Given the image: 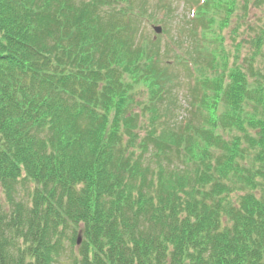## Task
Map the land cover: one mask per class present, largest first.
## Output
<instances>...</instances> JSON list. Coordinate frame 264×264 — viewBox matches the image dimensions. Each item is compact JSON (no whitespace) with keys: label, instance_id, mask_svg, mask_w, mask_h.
<instances>
[{"label":"trees","instance_id":"obj_1","mask_svg":"<svg viewBox=\"0 0 264 264\" xmlns=\"http://www.w3.org/2000/svg\"><path fill=\"white\" fill-rule=\"evenodd\" d=\"M186 1L0 0V264H264V0Z\"/></svg>","mask_w":264,"mask_h":264},{"label":"rangeland","instance_id":"obj_2","mask_svg":"<svg viewBox=\"0 0 264 264\" xmlns=\"http://www.w3.org/2000/svg\"><path fill=\"white\" fill-rule=\"evenodd\" d=\"M167 1V0H166ZM243 0H239V2H242ZM165 1L163 0H149V7H150V11L155 8V9H159V11H157L155 13L156 19H161L163 18V12L160 10V8L162 7L163 9L166 10L167 15L165 20L169 22L170 21V30H169V34L162 37V48H165V42H167V40L172 37V35H174L176 33L177 27L179 25V23L181 22V20L187 18L189 16V4L188 1L186 0H169L166 3H164ZM159 7V8H158ZM166 7L171 8L173 7V15L169 16L168 15V10L166 9ZM248 17L249 19H251L252 25L254 26V28L256 27V24H261L262 22L264 23V4H262L260 7H256L255 4H251L250 8H249V12H248ZM248 19V20H249ZM152 21L150 22V24H148V21H145V25L144 27V31L148 34V37L155 39V37L159 38L162 35H157L154 31V26H152ZM158 25H162V24H155V26ZM167 30V27H166ZM256 31H249L248 30V36L252 39L253 36L255 35ZM244 35L240 34L238 39L239 41L243 39ZM247 51H249L248 48L244 49V54L247 53ZM179 85L176 88V97L178 99V101L176 102V113L173 116H170L168 121L171 122L170 126L173 127V129H177V126L179 125V122L182 121V119H186L189 118L190 119V115H189V109H188V99L190 96V92L189 89L187 87L186 84V75L183 71H179ZM177 121V122H176ZM161 128H158V131H160ZM66 254L64 255V257H62V259L60 260L59 264H75V260L77 259L78 253H77V247H72L70 245L69 241H66Z\"/></svg>","mask_w":264,"mask_h":264},{"label":"water","instance_id":"obj_3","mask_svg":"<svg viewBox=\"0 0 264 264\" xmlns=\"http://www.w3.org/2000/svg\"><path fill=\"white\" fill-rule=\"evenodd\" d=\"M155 29H156V31H157L158 33H161V31H162V29L159 28V27H156ZM78 244H80V238H79V240H78Z\"/></svg>","mask_w":264,"mask_h":264}]
</instances>
